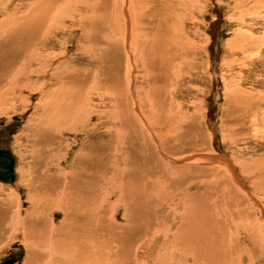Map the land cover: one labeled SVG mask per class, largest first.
Listing matches in <instances>:
<instances>
[{
  "label": "rangeland",
  "instance_id": "obj_1",
  "mask_svg": "<svg viewBox=\"0 0 264 264\" xmlns=\"http://www.w3.org/2000/svg\"><path fill=\"white\" fill-rule=\"evenodd\" d=\"M144 1L143 12L139 2L137 3V0L133 2V7L137 10L135 16L138 22H135L136 25L133 27L128 10V0H121V6L119 0H43L44 8L47 6L48 19L52 24L51 35L48 36V47L55 54L51 53L53 59L50 58L49 63L46 62L49 72L40 74L36 71L35 86H40L41 89L38 87L40 91H37L35 86L29 90L22 89L18 94L19 97L15 95L14 98H17L11 97L9 103L1 104L3 108L0 107L2 109L0 110V144L8 148L15 157L16 180L13 184L0 181V188L3 190L5 187L3 193L14 191L11 199H14L12 202L15 207L19 206L22 210L27 208L29 203L26 189L19 186V181H17L21 177L19 170L23 168L21 169L23 173L32 172L33 168L44 162H42L44 158L38 154L39 151L28 154L29 135L31 138L33 136V140L40 145L43 151L53 149L52 151L57 155L52 161L46 154L51 160L48 168L52 174L68 170L80 156L87 157V165L91 163L94 166H102L105 162L104 154L110 155L112 152L110 147L117 145L121 157L122 154L132 156L133 153H141L138 162L152 167L154 179L157 177L155 181L148 184L159 194L147 195L144 200L146 204L140 201L141 195L131 194L133 199L131 203L137 208H131L130 211L136 219L147 214L152 216L149 224L152 223L155 227L162 226L161 228L164 229L168 228L167 226L172 229L181 228L185 224L186 226L190 224L193 227L199 226L196 236L199 235L202 239L203 232L208 231L206 233L208 240L191 248L194 252L197 250V264H264V235L258 241L256 239L259 235L256 233L251 240L249 238L251 231L248 229L250 225L243 219L246 213L257 210L261 220L264 221V161L259 163L257 158L264 154V122H259L261 118L264 119V113L259 109V107L264 108V100L260 99H264V94L260 98L257 95L258 99L256 98L257 93H264V0H192L197 3L196 5L190 0ZM4 6L9 9L12 3ZM120 15L123 16L125 22ZM190 15L192 16L189 17ZM4 16L0 13V22ZM131 28L135 29L131 32ZM154 30L156 33H153ZM135 32L139 39L134 43L131 38H134ZM169 33H173L175 40L173 45L172 35L170 36ZM1 35L2 33H0V42ZM167 35L169 37H166ZM144 36L149 42L145 43L148 46L142 42ZM257 39L260 40L255 41ZM176 40L179 42L178 45ZM161 43L164 48H169L171 55H173L172 51L178 49L176 57L172 56L174 60L170 59L171 63L165 60V53L160 51L162 48L158 49ZM141 55H144L143 58H140ZM148 56L151 63L146 58ZM127 57L131 59L128 60ZM0 62L3 63L4 59ZM1 68L2 64H0ZM126 80L128 81L127 87L124 83ZM57 86H59L58 89L60 88L58 91ZM227 86L234 90L236 88L237 95H241L236 96L233 91L234 95L230 99L233 101L231 103H235L233 105L237 107V111L232 110L230 113L224 109L225 103L228 107L230 105L226 92ZM123 87L125 90H121ZM59 91L62 92L59 93ZM52 92H54L53 97L49 96ZM126 95L133 106L130 105V109L127 107ZM62 96L65 98L63 99ZM56 100L62 104L59 103V106ZM70 107L72 110L69 109ZM77 107L80 109L78 115L75 114ZM131 109L136 117L145 123L140 114L143 111L141 109H144L145 111L141 113L144 116L147 114L146 121L149 120L150 122H147L152 123L153 127L146 122L149 124L148 127L150 126L146 130L149 132L152 144L146 138L148 148L145 151L142 148L143 144L140 145L138 142L143 138H138L137 134L132 135V126L129 127L127 119L118 115L119 111L126 115ZM254 114L259 120L256 128L251 120ZM69 117H77V120ZM227 117L235 119L240 126L237 128L238 135L233 136L232 141L228 140L231 134L230 125L226 124L223 128V122ZM43 120H48L51 124L44 126L47 122ZM122 122L125 123L124 126ZM68 125L72 127L71 130ZM241 127L244 128L243 136L240 133ZM54 129L56 131H51ZM160 133L163 134L164 147L167 150L161 147V141L158 142ZM245 135L251 139L246 140ZM238 139L243 140L242 143L236 144ZM65 142L66 145H64ZM94 146H96L95 149ZM234 154L240 158L239 165L233 157ZM91 157L97 159L92 161ZM90 159H92L91 162H89ZM219 167L224 172H221ZM229 167L233 172L229 170ZM227 172L233 175V183L239 186L247 196H235L236 193L228 192L232 196V201H229L225 196L228 194L218 190L220 186L224 188L226 182L225 184L222 182L225 181L224 176ZM131 175L130 172L129 176ZM210 186H213L214 190ZM136 199L139 201H135ZM158 199L161 201H157ZM116 208L115 219L120 222L122 217L120 208L122 207L117 206ZM2 214L0 212V221L4 217ZM62 216L61 210L52 209L48 218L49 221L57 224L62 220ZM194 221L198 224L195 225ZM136 225H139V231L134 234L133 239L143 231L140 222ZM9 226L0 222V264H5L6 261L14 258H17V261L13 264H23L26 258V246L20 241L18 235L11 236L12 231ZM227 235L230 236L229 241ZM163 239L164 237L148 239L145 241L146 247L151 242L154 246H158ZM206 242H211V246L204 244ZM15 244L19 246L14 247ZM203 245L213 252L209 259L204 256L207 254H203L206 248L201 250ZM141 249L144 250L140 248V252L135 254L136 258H140L143 254ZM151 252L152 250L149 251ZM211 259L213 260L210 262ZM38 263L41 262L38 261Z\"/></svg>",
  "mask_w": 264,
  "mask_h": 264
},
{
  "label": "bare ground",
  "instance_id": "obj_2",
  "mask_svg": "<svg viewBox=\"0 0 264 264\" xmlns=\"http://www.w3.org/2000/svg\"><path fill=\"white\" fill-rule=\"evenodd\" d=\"M122 1H124V0H122ZM190 1L192 4L196 3L195 1H192V0H190ZM119 2H120V6H121L122 5L121 0H119ZM133 2H134V0H128V10H129L130 18H131V23L134 27V25H136L135 22H137V18L135 16L137 13V10L134 9ZM138 2H139V6L143 12L144 11L143 8H145V1L144 0H137V3ZM9 3H12V6L9 9H7L8 7H6L4 5L5 4L8 5ZM174 5H176V4H174ZM0 6H1L0 13L3 16L5 15L3 20L0 22V33H2L1 42H0V59L1 60L4 59L3 63L0 62V64H2V68L0 69V107H1V104H4V102L9 103L10 99H12L11 97L14 98L15 95L17 97H19L18 94L22 89H28L29 90V89H32L36 85V81H37L36 71L40 74L46 73V71H47L46 62L49 63L50 58H52L51 55L54 52L52 53V51L49 50L50 47H48V42H49L48 36L51 35L50 31L52 28V24L48 19V10L46 8L47 6L44 8L43 0H16V1H14V0H0ZM188 7H189V5H188ZM142 12H141V14H142ZM255 13H256V11H255ZM188 14L189 13H187V15ZM46 16H47V19H46ZM120 16H121L120 18H122L123 22H125V19H123V16L122 15H120ZM191 16L192 15H190L189 17H191ZM137 17L139 18V16H137ZM186 17H188V16H186ZM142 24H143V21H142L141 25ZM132 29H135V28H131V32L133 31ZM55 30H56V28H55ZM83 31H86V30H83ZM123 32H124V30H123ZM169 32H171V31H169ZM135 33H134V38H131L132 40H134L133 41L134 43L136 42L137 39H139L138 34L137 33L135 34ZM153 33H156L155 30L153 31ZM167 34H168V32H167ZM169 34H170V36L172 35L171 42L173 45L175 43V40L173 38V33H169ZM145 37L146 36H144L142 39V42L144 45H146L145 43L147 42ZM166 37H169V35H167ZM147 39H150V38L147 37ZM259 40L260 39H257L255 41H259ZM261 41H262V39H261ZM182 42H180V44ZM148 43L149 42H147V44ZM162 44L163 43H161V45H159L158 49L162 48L160 51L162 53H165V56H166L165 60H168V61H170V59L174 60V59H172V56L176 57V55H177L176 52L178 49L177 50L175 49L176 50V51H174L175 53L172 51L173 55H171L169 52V48H164ZM176 44L177 45L179 44L178 40H176ZM152 45H154V44H152ZM146 46H148V45H146ZM154 47H156V46L154 45ZM133 48L134 47H132V49ZM151 48H153V47H151ZM172 49H170V50H172ZM154 50H157V49H154ZM155 52H157V51H155ZM150 53H152V52H150ZM160 55H159V57H160ZM142 56H144V55H141L140 58H143ZM157 56H158V54H157ZM123 58H124V56H123ZM127 58L129 60L130 57H127ZM127 58H125V59H127ZM146 58L151 63L149 56ZM128 62L130 63V61H128ZM126 63H127V61H126ZM168 63H171V61ZM57 64H59V63H57ZM164 65H165V62H164ZM66 67H68V66H66ZM51 69H50V71H51ZM135 69L136 68H134V70ZM131 70L132 69H130V71ZM144 70H145V68H144ZM47 72H49V71H47ZM54 72L55 71L53 70V74H54ZM57 78H58V76H57ZM230 79H231V77H230ZM38 82H39V80H38ZM127 82H128L127 80H126V82H124L126 84V87L128 85ZM48 83H49V81H48ZM60 86H62V85L60 84ZM229 86L231 87V85H229ZM36 87L37 86H35V88ZM38 87L40 88V86H38ZM38 87H37V89H38ZM58 87L59 86H57V91L60 89V88L58 89ZM230 87L227 86V88H226L227 89L226 90L227 98H229L228 103H230V105L228 104L229 105V107H228L225 103V107H224L225 111L227 109L228 113H230L232 110L237 111V109H236L237 107H234L235 103H231L232 100L230 99L232 97V95H234V94H232L233 91L236 93V96H241V95H237L236 88L234 90V89H231L232 87L231 88ZM122 89L125 90V87L121 88V90ZM51 90H52V88H51ZM83 90H81V91H83ZM32 91H30V93H32ZM37 91H40V90L38 89ZM62 91H63V87H62ZM62 91H59V93ZM137 91H139V90L137 89ZM26 92H27V90H26ZM240 92H242V91H240ZM34 93H36V92H34ZM44 93H45V91H44ZM261 93L262 92H259V94L257 93L256 98H257V95L260 98V96H262L264 94V93H262V94ZM53 94H54V92H52V94L49 96L53 97L54 96ZM127 94H129V93H127ZM89 95H91V94H89ZM116 95H117V93H116ZM17 97H15V98H17ZM62 97H63V99L65 98L64 96H62ZM66 97H67V94H66ZM250 97H252V95ZM47 98L48 97H46V99ZM141 98H143V97H141ZM260 99L264 100L263 98H260ZM46 101H49V100H46ZM60 101H61V99H60ZM137 101H138V99H137ZM56 103H58L57 100H56ZM59 103L62 104V102H59ZM59 103H58V105H59ZM115 105H117L116 101H115ZM130 105L132 106V104L128 100V96H127V107H128V109L131 108V107L129 108ZM242 106H244V105H242ZM54 107H56V106H54ZM1 108H3V107H1ZM71 108L72 107H70L69 109H71ZM259 109L261 110L262 113H264L263 107L262 108L259 107ZM0 110H2V109H0ZM41 110H42V108H41ZM141 110H143L141 112L145 111L144 109H141ZM147 110H146L145 114L147 113ZM131 111H132V109H131ZM79 112H80V109H79V107H77L75 110V114L78 115ZM130 112H128V113H126V115H124L122 111H119L118 115L120 117H122L123 119H125V118L127 119V121L129 122L128 124H130L129 127L132 126V130H131L132 135L137 134L138 138H143L142 140H138V142L140 145L143 144L142 148H143V151H145L148 148L147 139L150 141V144H152L151 138H149V132L147 131L148 128L150 127V126L148 127V125L151 124V126H152V123H149L150 122L149 120H147L149 122L146 121L147 114L144 116V114H142L140 112V110H139V112L141 114V117L144 118L145 123L140 121L139 117H136V115H135V113H133V111L131 112L132 114ZM254 115H253L251 120L253 121V126L256 128V125L259 122H261V123L264 122V119H262L260 117L261 121H259L256 118V114H254ZM48 116L49 115L47 114V117ZM42 117H44V116H42ZM57 117H58V115H57ZM263 117H264V115H263ZM72 118L77 120V117H72ZM72 118H70V119H72ZM45 119H46V116H45ZM56 119H58V118H56ZM48 120H43V121L47 122L44 124V126L46 124H51V123H48ZM132 121H133V123H132ZM41 122H39V123H41ZM146 122L149 124H147ZM64 123H66V122H64ZM67 124H69V123H67ZM226 124L230 125L229 130H231V134L229 135L228 140L231 139V141H232L233 136L235 137L236 135H238L237 128H239L240 126H238V123L236 122L235 119H230L229 117H227L224 120L223 128H225ZM54 125H56V124H54ZM58 125L59 124H57V126ZM62 125H65V124H62ZM124 125H125V123L122 122V126H124ZM34 126H36V125H34ZM38 126L40 127V125H38ZM46 126H48V125H46ZM68 126L70 127V125H68ZM73 126H74V124H73ZM152 127H151V129H152ZM227 127H229V126L227 125ZM59 128H62V127L59 126ZM59 128L57 127V130ZM64 128H68V127H64ZM71 128L72 127H70V130H71ZM33 129H35V128L33 127ZM243 129L244 128L241 127L240 133L242 134V136L244 135ZM40 130H43V129H40ZM63 130L64 129H62V131ZM67 130H69V129H67ZM51 131H56V130L54 129ZM65 131H66V129H65ZM167 132H169V131H167ZM152 133L154 134V132H152ZM57 134H58V132H57ZM168 134H170V133H168ZM255 134L257 135V133H255ZM255 134H254V137L256 136ZM39 135L41 136V134H39ZM162 135L163 134H161V133L159 134V141L158 142L161 141L162 142V144L160 142L161 147H163L165 150H167L166 147H164L165 146V144H164L165 139L162 137ZM114 136L116 137V135H114ZM246 136L247 135H245L244 138L249 141V139H251V138H249V136H247V137ZM250 136H252V135H250ZM37 137L39 138L38 135H37ZM48 137H50V136H48ZM23 138H25V137H23ZM41 138H43V137L41 136ZM55 139H56V137H55ZM57 139H58V137H57ZM28 140H29V144H27L29 147V153L28 154L39 151L38 154L40 156H42V158H44V160H42V162L43 161L44 162H43V164H40V165L33 163V164H36L37 166L35 167L33 165L35 168H33L34 170H32V172L27 171V172L23 173V171L21 170L23 168H21V169L19 168L21 177L19 176L20 179L17 181H19L18 182L19 186L24 187L26 189V192H27L26 197L28 198V200L27 199L26 200L29 203L27 208H25V210H22L19 206L15 207V205L12 202V200H14V199H11L13 197L12 194L14 193V191L10 190V192H8V193H5V192L3 193L2 191H4L5 187H3L4 188L3 190L0 188V212L3 213L2 215L4 216L1 218L0 222H2L5 225H10L9 229H11V231H12V234L10 233L11 236L18 235L21 239L20 241H22L25 244V246H26V258L22 262L23 264H35L36 262H37L36 264H39L38 261L41 262L40 264H68V263H73V264H99L101 262H104L107 264H145V263H147V264H183V263L184 264H197V254H196L197 250L194 249L196 251V252H194L193 250H191V248L194 247L195 245H198V243L203 244L202 242L207 239L206 233L208 231L203 232L204 236L202 239V237L199 238V235L196 236L197 233L199 232V226L193 227V226H191V224L188 226H186V224H185L181 228L172 229V227L167 226L168 228L164 229V228H161L162 226L161 227H155V226H153L152 223L149 224V221H150L152 216H148L147 214H145V215L140 216V219H136L134 217V215L131 213V211H130L131 208L132 209L137 208L134 204L131 203V202H133V199L131 197L132 193L141 195L142 198L140 201H144L146 199L147 195L155 194V196H156V194H159L158 192H156L154 190L153 187L149 186V184H148L152 181H155V179L157 178L156 177L154 179V177H153L154 176V169H152V167H149L148 164H143L141 162H138V159L141 158V156L139 155L141 153H138V152H137L138 154L133 153L132 156L121 153L123 155L121 157V155L119 154L118 147L115 144L116 146L113 145L112 147H110L112 150L110 155L103 153L105 156V162L102 164V166H100V165L94 166V165H91V163H89L90 165H87V162H86L87 157H84L85 158L84 159L82 156L79 155L80 157L77 158L73 162L72 166L68 170H63V171L59 172L58 174L55 172L56 175L53 172V174H54L53 175L52 173L49 172V168H48V164H50V161H51V160H49V158L52 159V161H53V160H55V158L57 156L52 151L53 149L52 150L50 149L51 151H47V150L43 151V149L40 147V145L36 144V141L33 140V136L31 138V136L29 135ZM241 141H243V140H240V139L236 140V144H238ZM89 142H91V140ZM45 143H46V141H45ZM94 143H95V141H94ZM25 145H26V143H25ZM64 145H66V142ZM106 146H109V145L106 144ZM104 147H102V148H104ZM95 148H96V146H94V149ZM156 148H157V146H156ZM84 149L85 148H83V150ZM22 150H24V149H22ZM99 150H100V148H99ZM20 151L21 150H19V152ZM56 151H58L57 148H56ZM86 151H88V148L86 149ZM107 151H110V150L107 149ZM155 151H156V149H155ZM100 152H102V150ZM84 153H85V151H84ZM46 154H48L49 158L47 157ZM78 154H80V153H78ZM240 154H241V152H240ZM25 155H27V154H25ZM261 155L262 156L259 155L257 157L259 159L258 160L259 163H260V161L261 162L264 161V154H261ZM21 156L24 157V154L21 153ZM241 156H243V155H241ZM233 157L238 162V165H239L240 164L239 163L240 158L236 154H234ZM92 159H90L89 162H91ZM96 159H93L92 161H94ZM102 161H104V160H102ZM94 163H96V161ZM151 165L153 166L152 163H151ZM68 166H70V165H68ZM166 167H167V165H166ZM29 168H30V166H29ZM190 168L193 169L194 167L190 166ZM216 168L218 171V167H216ZM229 168H230L229 170H231V167H229ZM26 169H27V166H26ZM60 169H62V167ZM220 169H221V172H224V171H222V168L219 167V170ZM14 171H15V169H14ZM240 171H243V170H240ZM130 172L132 173L131 176H129ZM223 174H225V173H223ZM216 175L217 174L215 173V176ZM232 178H233V175L230 172H229V174L227 172V174L224 176L225 181L222 180L223 181L222 183L225 184V182H226L225 186L223 185L224 188L222 186H220L218 188V190H220L221 192H225L228 194V195H225V194L224 195L227 196V200H229V201H232V196L229 195L228 192L236 193L235 196L245 197V195H246L240 189L239 186H237L233 183ZM213 179L216 180V178H213ZM210 187H213V186H210ZM157 188H158V186H157ZM25 189H24V191H25ZM215 189H216V187H215ZM213 190H214V187H213ZM197 192H199V191H197ZM218 194H220L219 191H218ZM249 198H250V196H249ZM135 201H139V199H136ZM157 201H161V199H158ZM143 203L146 204L145 201ZM231 203H234V202H231ZM243 203H244V201H243ZM235 204H236V202H235ZM117 206L122 207V208H120V209H122V217L120 216L121 217L120 222L116 221V219H115V213H116L115 208ZM157 206L159 207V205H157ZM194 208H196V207H194ZM262 208L263 207H261V209ZM52 209H54V210L59 209L62 212V215H63L62 220L57 224H54L51 221H49L48 215ZM150 209H151V207H150ZM180 210H182V208ZM162 212L163 211L161 210V213ZM182 214L184 215V211ZM119 215H121V214H119ZM179 217H181V215ZM243 219L246 220L248 222V224L250 225V227H248V229L251 231V232H249V238H251V240H253V238L255 237V235L257 233L259 236L256 240L262 239L261 237L264 235V221L261 220V218L259 216V212L257 210L252 211V212H248L244 215ZM137 222H140V227L143 229V231L139 232L136 235V238L133 239L134 234L137 231H139V225H136ZM194 223H195V225L198 224L197 221H194ZM146 225H148V226H146ZM173 226H174V224H173ZM216 228H214V229H216ZM210 233L212 234V232H210ZM160 237H164V239L160 244L158 243L159 244L158 246H154L151 242L146 247L145 241H147L148 239H151V240L152 239H158ZM229 237L230 236L227 235L228 241H229ZM233 242H234V239H233L232 243ZM204 244L211 246V242H206ZM234 245H235V243H234ZM235 247H233V248H235ZM140 248L144 249V250L141 249L143 251V254L141 253L142 255L140 258H136L135 254L140 252L139 251ZM203 248H206V250L204 251L203 254H207L204 256L206 257V259H209L212 250L209 251V248L205 247L204 245L201 247V250H203ZM241 249H243V248H241ZM150 250H152L151 253H149ZM240 255H242V254L240 253ZM43 256H44V258L42 259ZM213 256H216V255L213 254ZM212 260L213 259H211L210 262ZM201 261H203V260H201Z\"/></svg>",
  "mask_w": 264,
  "mask_h": 264
},
{
  "label": "water",
  "instance_id": "obj_3",
  "mask_svg": "<svg viewBox=\"0 0 264 264\" xmlns=\"http://www.w3.org/2000/svg\"><path fill=\"white\" fill-rule=\"evenodd\" d=\"M15 157L11 151L0 144V181L4 183L13 184L16 180L15 175ZM19 246L18 244L13 245ZM17 261V258L8 260L5 264H13Z\"/></svg>",
  "mask_w": 264,
  "mask_h": 264
}]
</instances>
